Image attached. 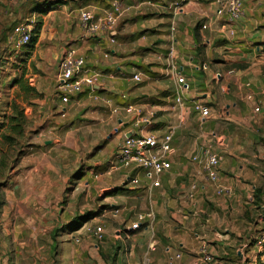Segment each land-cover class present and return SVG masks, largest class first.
<instances>
[{"label":"crops","instance_id":"0c3cea01","mask_svg":"<svg viewBox=\"0 0 264 264\" xmlns=\"http://www.w3.org/2000/svg\"><path fill=\"white\" fill-rule=\"evenodd\" d=\"M23 1L30 8L31 2L46 0ZM48 1L58 5L52 4L43 17L56 18L62 12L64 42L57 47L51 41L46 50L39 49V66L50 59L59 69L65 47L74 46L100 72L96 92L87 89L70 101L76 105L73 116L78 114L82 126L75 128L65 122V126L72 125L67 140L74 130H81L85 138L87 131L92 135L89 144L103 142L99 154L90 160V165L98 166V176L91 179L92 170L83 176L87 198L98 196L103 214H110L115 206L122 208L119 215H113L119 227H114L112 237L107 235L100 245L92 246L97 264H110L111 255L116 258L113 264H192L204 245L223 264H257L264 258V96L249 99L247 94L264 87V0H247L244 16L234 22L227 14H218L216 0H122L117 26L93 35H84L81 9L103 15L113 0ZM3 2L7 0H0L5 33L25 12L3 7ZM173 24L176 46L171 56ZM50 30L49 38L54 40L57 27ZM137 72L142 74L140 81L134 78ZM180 73L190 83L184 91L185 109L174 99ZM194 100L211 107L205 125L201 123L202 133L195 121L200 116L191 107ZM127 103H136L152 114L149 131L163 134L174 130L172 166L161 185L151 190L145 179L135 184L128 180L129 170L109 162L125 135L141 131L134 114L123 109L113 112L114 106ZM43 141L47 147L53 139ZM206 147L223 155L218 182L208 179L193 159ZM51 151L52 147L46 154ZM38 153L35 149L30 158ZM31 167L25 184L9 177L1 186L6 199L0 209V227L11 248L7 264H66L70 259L75 264L79 256L72 247L80 241L76 232L83 227L74 228L68 239H62V233L55 236L62 207L40 205L37 197L29 196L44 194L47 201L52 199L48 195L54 192L53 166L48 165L52 173L44 182L39 177L34 181L38 169ZM193 181L200 185L196 206L186 197ZM220 186L231 187L233 192L221 193ZM27 206L31 212H26ZM150 210L153 218L139 217ZM79 222H69L70 229ZM55 237L59 238L57 256L51 255ZM83 252H90L88 245Z\"/></svg>","mask_w":264,"mask_h":264},{"label":"rangeland","instance_id":"374dc122","mask_svg":"<svg viewBox=\"0 0 264 264\" xmlns=\"http://www.w3.org/2000/svg\"><path fill=\"white\" fill-rule=\"evenodd\" d=\"M31 3L30 8L23 0H7L1 3L3 7H9L12 11L25 12L21 20L32 19L34 21L35 36L29 45L17 49L10 44V36L15 23H12L11 28L3 33L5 27L1 26L3 21L0 20V209L6 199L1 186L9 177L19 178L17 183L25 184L27 180L25 174L33 168L31 167L33 164L38 169V173H33L34 181L39 177L44 182L47 175L52 173V169L48 170V165L52 164L53 172H55L54 192L48 195L53 196L52 199L47 201L44 194L29 196L37 197L40 205L49 203L50 206L55 204L56 207H62L63 213H57L60 221L54 229L55 236L62 233V239H68L71 232L75 231L74 228L79 230L83 227L81 232H76L80 241H76L72 247V250L76 252L75 255L79 256L75 264H97L94 257L96 252L92 246L94 243L100 245L101 241L97 240L92 233L90 234L91 229L102 225L105 231L104 237L107 235L112 237L114 227H119L118 220L112 212L108 211L110 214H103L102 207H98V196L93 194L92 197L87 198L85 194V189L88 188L83 183L85 179L83 176L86 171L92 170L91 179H96L95 173H98V166L95 165V168L90 165V160L95 159L99 154V150L103 148V142L101 140L97 145L89 144L88 142L93 140L92 135L87 131L85 138L81 130H74L72 141L66 139L67 132L72 125L65 126V122L75 124L72 126L75 128L82 126L78 114L74 113L75 116H73V107L76 105H72L71 102L64 103L61 99L57 89L59 71L57 64L49 59L44 60L43 67L39 66L41 57L39 49L45 48L46 50V45L51 41L55 42L57 47L64 42L63 18L60 17L62 12L60 15L57 14L56 18H45L43 13L46 14L52 9V4L57 6L58 2L46 0L42 3ZM52 26L57 27L54 40L49 38ZM66 48L68 46L65 50ZM51 49L53 45H50L48 51L51 52ZM70 116H73L72 120L69 119ZM195 121L199 124V132L202 133L201 127L205 125L206 120L198 118ZM47 137H51L53 142L46 147L43 140ZM70 144L72 147H69ZM51 147L50 154H46L47 149ZM35 149H38L39 153L34 158H30ZM30 209L27 206L26 212H31ZM39 213L42 216L43 213L41 211ZM76 220L78 222L80 220L81 223L79 222L77 226L74 224L76 227L72 226L73 229H70L68 223ZM109 228L112 230L108 234ZM1 232L0 227V264H7L10 263L7 260L9 259L7 255L11 251L10 241L5 239ZM58 239L55 237L51 255L55 253L57 256ZM86 245L90 252L84 254L83 250ZM85 256L88 258L83 259ZM72 263V259L66 262V264ZM257 264H264V258H259Z\"/></svg>","mask_w":264,"mask_h":264},{"label":"built area","instance_id":"2783aa9c","mask_svg":"<svg viewBox=\"0 0 264 264\" xmlns=\"http://www.w3.org/2000/svg\"><path fill=\"white\" fill-rule=\"evenodd\" d=\"M216 2L218 4V14H227L231 22L242 18L245 14L247 0H216ZM122 12V0H113L111 9H108L103 15H97L89 8H82L80 19L84 35L112 31L117 26ZM203 27H207V23H204ZM175 29L176 26L173 24L170 49L171 56L175 53ZM34 30L35 24L32 19L19 21L13 27L10 44H13L17 49L26 47L33 40V36L35 35ZM111 41L114 42L115 37H112ZM134 78L140 81L142 80V74L137 72L134 74ZM99 80L100 72L87 64L85 55L77 47L69 46L60 60L57 76V89L62 101L64 103L70 102L73 97L87 89L96 92ZM178 81L180 85L176 89L174 99L181 108L185 109L188 106V100L184 97V91L190 88V83L181 73L178 76ZM247 96L249 99L264 96V87L258 92L250 91ZM106 102H111V99L106 98ZM259 102L262 103L261 98ZM191 107L203 120H206L211 115V107L203 101L194 100ZM260 108V105L256 106L257 110H260ZM122 109L126 113L135 115L137 124L141 125V131L125 135L120 146L111 155L109 162L114 167L129 170L128 180L135 184H140L145 179V182L148 184L147 187L151 190L153 187L161 185L164 173L172 166L170 155L173 150L174 130L169 129L163 134L149 131L148 128L153 124L152 114L144 112L143 108L136 103L114 106L113 112L119 113ZM193 159L201 164L208 179L219 181L220 164L223 159L221 153L214 152L211 148L206 147L202 154L194 155ZM95 175L98 176L97 173ZM199 190V183L193 181L186 195L187 199L194 206L198 203L197 195ZM219 191L221 193L231 194L233 189L228 186H220ZM111 210L112 214L116 216L121 213L122 208L115 206ZM146 216L153 218L155 216L153 210L139 215L140 218ZM91 233L99 241L104 239L105 233L102 225L95 226L91 229ZM177 256H181V253H178ZM203 263L223 264V261L211 253L207 249V246L204 245L192 264Z\"/></svg>","mask_w":264,"mask_h":264},{"label":"trees","instance_id":"16d2710c","mask_svg":"<svg viewBox=\"0 0 264 264\" xmlns=\"http://www.w3.org/2000/svg\"><path fill=\"white\" fill-rule=\"evenodd\" d=\"M58 1H62V0H58ZM45 10V9H44ZM35 36V35H34ZM34 36H33V40H34ZM112 257V262L110 264H113V262H115L114 260H116L115 256L111 255Z\"/></svg>","mask_w":264,"mask_h":264}]
</instances>
